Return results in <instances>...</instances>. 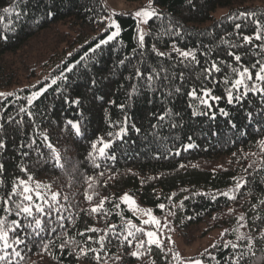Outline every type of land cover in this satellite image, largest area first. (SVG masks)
<instances>
[{
    "label": "trees",
    "instance_id": "16d2710c",
    "mask_svg": "<svg viewBox=\"0 0 264 264\" xmlns=\"http://www.w3.org/2000/svg\"><path fill=\"white\" fill-rule=\"evenodd\" d=\"M125 1L139 4L144 0ZM150 6L178 25L181 35L166 34L164 28L159 27L161 21L153 18L146 25L144 55L141 57L138 23L129 12L114 14L119 35L103 46L102 52L93 55L91 49L95 43L108 34L105 31L107 20L99 22L108 14L102 0H0V37H8L0 39V93L4 94L0 96V124L4 125L0 137L6 140V148L0 150V164L4 166L0 171V216L4 215L6 221L17 219L14 214L8 216L2 211L3 199L20 180L29 182L33 179L47 182L60 194V203L72 213L70 219L64 221L65 229L53 224L50 227H56L57 233L46 231L43 234L45 243L51 240L47 250L39 242H30L27 248L21 246L24 256L21 264H97L93 253L82 255L79 248L99 250V244L94 241L105 234L108 225L115 224L118 232L127 233V222L135 218L120 202L123 193L136 196L155 214L170 218L175 231L186 243L215 228L227 227L215 243L218 247L210 246L200 255L203 264H229L233 251L223 245L226 241L241 246L247 244V239H237L241 235L251 236L256 241L251 249L254 255L247 257L243 264H264V240L260 239V233L264 231V204L259 203L264 199V171L257 170L264 161V151L258 144L264 133L257 129L264 127V121L246 120L249 110L259 111L261 97L249 93L243 106L229 105L226 99L228 85L223 83L225 76L229 82L238 78L232 71L234 67L240 70L242 66L249 67L253 78L258 71L259 66L252 68L255 60L260 58L256 55L260 49L254 45L264 42L254 40L252 45L243 47L232 45H240L243 35L255 32L254 20L258 19L264 25V0H151ZM218 7L226 8V12L215 17L213 12ZM5 8H9V12L5 13ZM16 12L22 14L17 16ZM241 13L252 16L240 17ZM236 23L242 25L240 35L235 30ZM111 30L115 28L108 29ZM173 43L182 50L191 49L200 61L196 68H176L177 72L185 74L182 85L179 79L175 81L182 91L164 98L160 92L142 90L129 99L130 85L135 81L125 77L134 72L133 65L148 71L161 64L166 67L177 64L179 57L172 51ZM153 44L172 59L158 58L151 51ZM230 51L242 56V65L238 66L228 55ZM81 57L85 60L81 61ZM88 57L93 59L88 60ZM125 57L128 61L120 65L119 61ZM140 59L144 60L143 65L137 63ZM213 61L218 63L221 71L213 73L211 80L206 82L202 69L210 67ZM74 65L73 71L66 73L69 87L63 92L66 85L58 77ZM52 79H57V85L51 84ZM93 79L95 86L91 83ZM205 86L212 90V95L221 97L218 102L210 101L217 114L214 122L207 117L193 118L191 115L190 105L199 102L190 99L188 92L196 88L199 95V90ZM37 91L41 95L29 106L28 97ZM77 98L80 103H73ZM122 103L126 105L123 111L118 107ZM21 107L31 115L20 112ZM168 108L181 114L183 128L174 130V145L149 144L152 138L146 134L152 131L151 124L157 122L152 114L158 115ZM219 108L227 110L229 117H222ZM126 115L129 124L135 123L142 134L137 136L129 129L126 139L135 141L134 146L129 144L107 150L115 152V162L105 160L99 157L98 151L95 152L101 165L95 168L87 155L92 151L91 144L102 147L100 140L111 139L107 133L117 131L118 127L112 125L119 126ZM9 117H14V122L8 123ZM229 119L236 123L239 131L230 130ZM69 121L79 125V136ZM213 131L219 135H212ZM163 134L168 135V132L165 130ZM44 136L57 148L63 167L54 166ZM32 139L36 140L34 150L20 147ZM187 143L196 146L182 150ZM170 146L172 151H169ZM157 149L159 158H156ZM176 151L180 154L175 155ZM22 152L30 154L24 157ZM41 152L46 163L37 159ZM253 161L257 163L248 168ZM241 180L247 183L234 193L235 200L220 195L231 193L235 182ZM88 195L93 196L90 203L86 200ZM64 197L68 198L67 202ZM105 198L107 202L101 213H91L90 209ZM161 203L166 206L163 211L158 207ZM257 214L260 219L256 218ZM241 215L243 221L239 220ZM93 227L96 232L87 231ZM136 236L143 239L141 232ZM69 237L75 243L70 242L61 253L59 245ZM164 246L167 257L153 246L147 254L140 249L141 258L137 259L130 255L138 250L135 240L132 247H128L123 237L115 239L109 232L105 238V251L100 253L101 264H167L172 252ZM73 247L76 252L69 255ZM209 253L216 259H209ZM78 255L79 259L76 258ZM176 264L183 263L177 261Z\"/></svg>",
    "mask_w": 264,
    "mask_h": 264
},
{
    "label": "snow or ice",
    "instance_id": "6c2138e0",
    "mask_svg": "<svg viewBox=\"0 0 264 264\" xmlns=\"http://www.w3.org/2000/svg\"><path fill=\"white\" fill-rule=\"evenodd\" d=\"M18 2H22V0H18ZM4 12H9V8H5ZM21 12H16V15H21ZM49 15H51V12L49 11ZM136 17L141 18L140 23L147 25L150 20L153 18L159 19L161 21V24L159 25L160 28H164V31L166 34L170 36H180L181 35V29L178 25L173 24L171 20H168L165 15L161 12H158L157 10L153 9L151 11H145L140 10L135 13ZM252 14L250 13H241L240 17H251ZM104 19H110V17L102 18L99 22L103 23ZM253 23L255 24L256 30L252 35H243L242 36V43L240 45H232V47H243L245 45H252L253 41H261L264 42V25L260 23L258 19L254 20ZM235 30H237V34L240 35L239 30L241 29L242 25L240 23L235 24ZM115 28L114 31H108V29ZM105 31L108 32V34L101 39H98V41L95 43V46L91 49L93 52V55H95L97 52H102L103 46L107 45L110 41H112L117 35H119L120 28L117 24L114 22H111L106 25ZM0 39H8V37L5 35L3 37H0ZM139 40V48L141 49V57H143L144 52L143 49L145 48V34L143 32H140L138 36ZM254 47H257L260 49L259 53H256V55L260 58L256 59L255 62L252 65V68L258 67V71L255 72V77L253 78V73L247 66H242V70L238 67H234L232 69L233 73L238 77L233 79L231 82H229V79L227 76H225L223 83L225 85H228L227 91H226V99L227 103L229 105H240L243 106L244 101L248 98L249 93L252 95H259L261 97L259 101V111L252 109L249 110L246 113V120L248 121H264V56H261V53H264V43L255 44ZM172 51L177 53L179 60L177 64H173L169 67L164 66L163 64L159 66H153L148 71L143 70L142 67H138L136 65H133L134 72L130 74L129 76L125 77L126 79L130 81H135L130 85L131 91L128 93V98L132 99L137 93H141L142 90L149 91L152 93L160 92L164 98L172 97L174 94H179L182 91V88L180 86H177L175 81L179 79L180 84L182 85L184 83V72L183 71H176V68L178 66H182L183 68H196L199 67L200 61L197 59L196 54L191 50H182L179 47L176 46V44L171 45ZM151 51L159 58V57H166L167 59L171 60L172 57L169 54H166L165 52L159 51L155 44L152 45ZM207 55V53H205ZM228 55L232 56L236 64L242 65V56L240 54H237L236 52H229ZM93 57H88V60H92ZM85 60V57H81V61ZM128 61V57H125L119 61L120 65H124L125 62ZM130 62V61H129ZM79 63V62H78ZM138 64L143 65L144 60L140 59L137 61ZM230 66V65H229ZM73 67H69L66 70L62 71L58 77L60 81H62L66 87L62 89L63 92L68 91V80L69 77L66 73H70L73 71ZM85 68L87 69V65H85ZM221 71V68L218 66V63L216 61H213L210 65V67H205L202 69L203 72V79L204 81H210L212 78L213 73H218ZM199 79V77H198ZM218 82V81H217ZM251 82V84H249ZM92 85L95 86L96 80L93 79L91 81ZM52 85H57V79L51 80ZM242 89V90H241ZM200 94L198 95L197 89L192 88L188 92V96L190 99L198 101V104L190 105V108L192 109L191 115L193 118L198 116L207 117L209 121L214 122L217 118V114L215 111H213V103L210 101L218 102L221 97L220 96H214L212 95V90L208 88L207 86L202 87L199 90ZM3 93H0V96H3ZM11 95V94H9ZM41 95L40 91H37L32 94V96L28 97L27 103L29 106L33 104V100L38 98ZM99 99H103V97H99ZM75 104H79V98H77L75 101H73ZM111 103V102H110ZM122 111L125 109V104H120L118 106ZM22 113H27V110L25 107H21L19 109ZM219 114L222 117L228 118L229 112L225 110L224 108L218 109ZM28 115H31V113H27ZM156 117V123L151 124L152 131L146 135L151 136V140L149 141V144L156 142V143H168L170 145H174V141L176 139V133L174 130L183 128V120L180 118L181 114L179 112L173 111L171 108L166 109L163 113L156 114L153 113ZM14 117H9L8 123L14 122ZM69 125L75 130V134L79 136L81 134V129L78 124L69 121ZM228 125L230 130H236L239 131L237 128V125L234 121L228 120ZM113 127H118V130L115 132H108L107 135L111 139L100 140V144L102 147L97 148L96 143L91 144L92 151L88 152V158L90 159L91 163L95 168H100V163L97 162L95 152L98 151L99 157L104 158L105 160H110L115 162L117 160V155L115 152H108L107 150L113 149L116 146H124V145H135V141L129 142V140L126 139L129 135V129H131L132 132H134L137 136H140L142 134L141 128L137 127L135 123L129 124L127 115L125 116L123 122L117 126L112 125ZM168 132V135H164V131ZM4 131V125L0 124V132ZM258 132L264 133V127L258 128ZM212 135H219L218 132L213 131ZM191 136L188 137V140L191 141ZM43 141L47 142L49 151L51 153V159L54 164V166L57 167H63V163L61 162L59 153L54 148V146L51 144L49 138L47 136L43 137ZM258 144L262 151H264V138H261L258 141ZM36 145V140L32 139L30 143L27 145L21 144V148H29L33 149V146ZM196 145L192 143H187L186 145L182 146V150H187L195 147ZM6 148V140L5 138L0 137V150H3ZM169 151H172V147H169ZM29 152H22V155L24 157L29 156ZM175 155H179V151H176L174 153ZM255 155V153H253ZM160 152L157 149L156 150V158H159ZM37 159L40 162L46 163L47 160L44 159V153L41 152L40 155L37 157ZM257 161H253L251 164L248 165V168H252L253 164H256ZM3 165L0 164V171L3 170ZM180 167H184V165H180ZM258 171H264V161L261 162V166ZM22 171H27V169H22ZM247 171V169H246ZM103 174V173H101ZM31 179V177H29ZM247 183L246 180L236 181L232 192H223L220 195L227 197L230 200H235L237 197L234 193H237L244 185ZM91 186V185H90ZM18 188L20 191H18ZM200 193H197L199 195ZM59 193H49L44 192L40 190L39 185H37L35 188H32L29 186L28 183H26L24 180H20L18 184L13 185L11 192L9 195L3 199V208L2 211L4 213H7L8 216L15 215L17 219H13L11 221H6V219L2 216H0V264H21V262L24 260V256L22 252L20 251L21 246L24 248H27L28 243H41L45 250H47L48 244L51 243V240L47 241L45 243L44 240V233L46 231H50L51 233H57L56 227H50L53 224H56L59 226L60 229H65V220H69L72 216V213L69 211L68 207H65L64 204L60 203L59 200ZM13 197H16L17 199H13ZM35 197V200H34ZM215 198V197H214ZM169 199H172V197H169ZM187 199V197H185ZM65 202H67L68 198L64 197ZM86 200L90 203L93 200V196L88 195L86 196ZM121 200L125 204H135V201L129 197L128 194H124L121 197ZM107 202V198L100 201L99 204L93 206L90 209L91 213L99 214L101 213L103 209V205ZM260 204H264V199L259 201ZM15 208V212L13 213V207ZM117 208H119V205H115ZM158 207L163 211L165 209V204L161 203L158 205ZM253 209L255 210V205L253 206ZM68 213L66 216L65 213ZM174 214V213H170ZM106 216L107 213H104ZM145 215L149 217V219H146L143 221L144 224H151L155 230L153 231H144L141 228H137L135 224H133L131 221L127 222V233L125 234L123 231H117V225L112 224L108 225L107 231H105V234L103 236H100V238L95 243L99 244V250L95 248L90 247H81L79 248V252L82 255H87L88 252L93 253L95 256V259L97 261V264H101V255L100 253L105 251V238L108 235L109 232H111V235L115 239H120L123 237L124 241H127V246L132 247V241H136V248L137 251H132L130 255L134 258L140 259L141 258V252L140 249L144 250V253L147 254L150 252L151 248L155 246L156 248L160 249L161 252L165 253V257H167V250L164 246L163 241L160 239V229L163 227H166L165 224H162L160 220H158L151 211H146ZM45 217L47 218L45 220ZM257 219H260L259 215L257 214ZM23 220V222H22ZM240 221L244 220V216L241 215L239 217ZM242 227L244 225H241ZM135 229V232L133 231ZM30 230V231H29ZM87 231L96 232L97 230L93 227L90 229H87ZM142 232L143 235L147 238L144 239H137L136 233ZM10 233L12 234L10 236ZM79 235L83 236L84 233H79ZM223 235V233H222ZM131 237V239H129ZM36 238H39L37 240ZM170 240V237L168 238ZM237 239H247V244L241 246L237 243H234L232 241H226L223 245L224 248H231L233 251V255L229 257V264H243V262L246 260L247 257L254 255L253 252H251V249L255 246L256 241L251 237H244L243 235L238 236ZM260 239L264 240V231H261L260 233ZM88 240L91 241L92 237H88ZM75 243L72 241V238L69 237L61 242L59 245L60 252L63 253L66 246L69 245V243ZM212 248L218 247L216 244L211 245ZM76 252V247H73L69 251V255H72ZM77 259L80 258L78 255L76 257ZM173 259H176L178 261L181 260V257L179 254H174ZM209 259H216L214 255L209 253ZM189 264H203V261L201 259H193L189 262Z\"/></svg>",
    "mask_w": 264,
    "mask_h": 264
},
{
    "label": "rangeland",
    "instance_id": "374dc122",
    "mask_svg": "<svg viewBox=\"0 0 264 264\" xmlns=\"http://www.w3.org/2000/svg\"><path fill=\"white\" fill-rule=\"evenodd\" d=\"M104 7L107 9L108 14L105 16L110 17V19L107 20V24L114 22L116 24V19L114 14L116 13H123V12H129L132 14L137 23H138V36L140 32L145 33L146 31V25L141 24L140 20L141 18L136 17L135 13L140 10H145V11H151L153 10L152 7L150 6L151 0H144L140 2L139 4H133V3H127L125 0H102ZM226 12V8L223 7H218L215 12H213V16L219 17L223 13ZM112 31V30H111ZM251 84V82H249ZM76 123V121H73ZM77 124V123H76ZM54 148L57 150V148L54 146ZM29 184L30 187L35 188L37 185H39L40 190L44 192H49V193H58L56 190L52 189L47 182H44L40 179H33L30 180L29 182H26ZM124 194L128 193H123L120 196V202L124 203L121 200V197ZM129 197H131L134 201L135 204H125L127 208L132 212L133 216L135 219H129L133 224L137 226V228H141L144 231H153L155 230L154 227L151 224H144L143 221L146 219H149L148 216L145 215L146 211H151L152 214L162 222V224H165L166 227H163L160 229V239L163 241V243L169 247L171 256H170V261L167 262V264H176L178 260L173 259L174 254H179L181 257V260L179 262H182L183 264H189V262L193 259H201L200 255L211 245L215 244L218 242L222 236L225 234L227 231V227H221V228H215L209 232H207L205 235L197 237L195 240H193L190 243L184 242L182 237L177 234L175 231L173 224L171 222V219L166 217V216H160L157 215L153 212V210L145 204H142L136 196H132L128 194ZM35 200V197H34ZM60 200V198H59ZM2 217L5 218L3 215ZM135 231V229H133ZM142 233V232H141ZM223 233V235H222ZM11 235V234H10ZM143 235V233H142ZM170 237V240L168 239ZM143 239L146 240L147 238L143 235Z\"/></svg>",
    "mask_w": 264,
    "mask_h": 264
}]
</instances>
